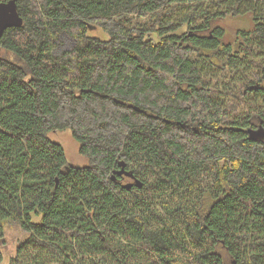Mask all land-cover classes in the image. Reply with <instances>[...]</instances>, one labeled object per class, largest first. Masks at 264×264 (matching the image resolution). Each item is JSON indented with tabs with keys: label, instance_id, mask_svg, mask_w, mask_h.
I'll return each mask as SVG.
<instances>
[{
	"label": "trees",
	"instance_id": "1",
	"mask_svg": "<svg viewBox=\"0 0 264 264\" xmlns=\"http://www.w3.org/2000/svg\"><path fill=\"white\" fill-rule=\"evenodd\" d=\"M17 3L0 240L6 221L29 236L10 264H264V0ZM233 16L253 27L232 40ZM62 34L75 44L58 53ZM66 128L87 166L50 138Z\"/></svg>",
	"mask_w": 264,
	"mask_h": 264
},
{
	"label": "rangeland",
	"instance_id": "2",
	"mask_svg": "<svg viewBox=\"0 0 264 264\" xmlns=\"http://www.w3.org/2000/svg\"><path fill=\"white\" fill-rule=\"evenodd\" d=\"M226 28L229 39H234L240 29H251L253 27V19L250 16L228 17L222 21ZM89 35L98 37L103 40L108 39L109 34L101 27H92L89 30ZM156 41L158 38L153 36ZM75 44L72 36L62 34L59 38L57 52L60 53L65 49L71 48ZM50 138L60 143L66 150L67 158L73 166H87L89 159L80 151V142L74 137L71 129H57L50 132ZM127 177L124 182H129ZM131 182V180H130ZM29 236L18 222L6 221L5 235L0 240V264H10L11 260L16 256L19 245Z\"/></svg>",
	"mask_w": 264,
	"mask_h": 264
},
{
	"label": "water",
	"instance_id": "3",
	"mask_svg": "<svg viewBox=\"0 0 264 264\" xmlns=\"http://www.w3.org/2000/svg\"><path fill=\"white\" fill-rule=\"evenodd\" d=\"M23 23L24 19L18 11L17 0H8L0 3V40L6 30L13 27H20ZM1 54L2 47L0 45V56ZM118 172L119 174H122L123 172L129 174V172L124 171V169Z\"/></svg>",
	"mask_w": 264,
	"mask_h": 264
},
{
	"label": "flooded vegetation",
	"instance_id": "4",
	"mask_svg": "<svg viewBox=\"0 0 264 264\" xmlns=\"http://www.w3.org/2000/svg\"><path fill=\"white\" fill-rule=\"evenodd\" d=\"M227 33V32H226ZM250 132L253 134V135H260V136H262V138H263V136H264V130H256V131H253V130H251L250 129ZM120 176H123L122 177V181H124L126 178V176H125V174H123V175H120Z\"/></svg>",
	"mask_w": 264,
	"mask_h": 264
},
{
	"label": "bare ground",
	"instance_id": "5",
	"mask_svg": "<svg viewBox=\"0 0 264 264\" xmlns=\"http://www.w3.org/2000/svg\"><path fill=\"white\" fill-rule=\"evenodd\" d=\"M251 133V132H250ZM252 134V133H251ZM254 136H256V137H261L262 138V136H260V135H254ZM263 138H264V136H263ZM121 171V170H120ZM125 171V170H124ZM127 172V171H126ZM119 173V172H118ZM126 175H128L129 176V174H127V173H125Z\"/></svg>",
	"mask_w": 264,
	"mask_h": 264
}]
</instances>
